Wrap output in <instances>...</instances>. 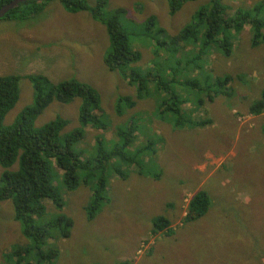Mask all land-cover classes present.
<instances>
[{
  "label": "rangeland",
  "instance_id": "374dc122",
  "mask_svg": "<svg viewBox=\"0 0 264 264\" xmlns=\"http://www.w3.org/2000/svg\"><path fill=\"white\" fill-rule=\"evenodd\" d=\"M85 1L90 6L96 2ZM206 2H185L171 14L168 0H107L103 14L118 16L131 47L141 52V59L131 65L144 71L158 50L160 59L167 55L145 33L144 22L152 17L146 28L162 29L158 37L171 38ZM255 2L258 0L230 1L235 7H251ZM252 34L246 24L232 39L228 56L212 52L203 64L220 76L231 75L234 81L230 85L238 96L255 99L264 85V46H251ZM180 44L184 51L176 55L194 53L191 44ZM108 46L101 22L89 11H66L59 0H46L35 18H0V76H22L19 98L4 123L10 124L33 101L34 90L25 76L42 74L54 83L75 78L99 93L109 125L104 130L85 127L77 148L89 149L98 136L108 148L117 124L133 117L139 127L134 133L135 144L143 145L153 133L162 138L151 154L155 165L146 163V168L153 167V173H140L138 166L128 165L122 168L124 176L107 170L109 198L94 213L88 203L92 186L84 183L73 190L60 187L64 202L60 210L45 200L50 213L62 212L72 221L67 238L47 241L60 248L54 264H264V140L258 145L256 124L264 120V112L258 116L248 113L247 103L239 97L234 107L221 96L210 104L204 94L199 104L193 95L194 102L182 108L190 110L189 117L194 120L213 121L193 129L173 130L156 117L157 97L141 96L135 85L105 65L103 55ZM239 75L243 80L237 78ZM117 94L130 95L136 101L121 115L115 113ZM79 103L78 98L67 104L53 101L36 121L50 120L58 112L75 122ZM141 159L146 161L149 156ZM203 189L213 206L207 207L202 217L186 221L190 199ZM7 207L0 210V264H13L5 254L15 243H26L17 223L4 218L8 210L10 214ZM160 215L169 221L172 234H164L166 228L151 233V220Z\"/></svg>",
  "mask_w": 264,
  "mask_h": 264
},
{
  "label": "trees",
  "instance_id": "16d2710c",
  "mask_svg": "<svg viewBox=\"0 0 264 264\" xmlns=\"http://www.w3.org/2000/svg\"><path fill=\"white\" fill-rule=\"evenodd\" d=\"M10 1L0 0V7ZM59 1L70 13L89 11L94 20L105 26L109 46L103 55V62L109 70L121 74L128 84L135 85L141 96L157 97L159 108L156 117L169 123L171 129H193L213 121L212 118L194 120L189 117L190 110L186 112L182 108L183 105L193 103L194 97H197L196 102L200 104L202 94L206 95L210 104L221 96L234 107L237 106L236 99L239 97L247 103L248 113L258 116L263 112L264 85L258 98L238 96L230 85L234 81L231 75L215 74L203 62L212 52L228 56L233 46L232 39L246 24L253 31L251 46H264V0H258L251 7H235L230 3L231 0H207L171 38L160 39L157 33L162 29L146 28L153 19L151 17L144 22V31L153 37L156 41L154 44L161 47L167 55L164 60L160 59L158 50L150 61V66L144 71L131 65L135 66L141 59V52L131 47L130 38L121 27L118 16L114 13L110 16L103 14L107 0H96L93 6L85 0ZM188 1L194 0H168L171 14ZM45 2L46 0H27L18 3L3 18H35L42 11ZM180 42L191 44L195 48L194 53L176 55L184 51ZM21 77L15 74L0 76V210L4 206L10 208V214L8 210V215L4 218L17 223L26 240L23 245L15 243L11 246L5 258L13 264H54L60 248L47 244V241H58L61 236L67 238L72 221L59 211L51 212L47 219L42 220L46 214L45 200H51L53 206L60 210L64 204L60 187L73 190L84 183L92 186L88 203L91 205V214L94 213L109 198L110 171L124 176L122 168L128 165L135 168L138 166L140 173H153V167L146 168V163L155 165L151 154L156 152L155 146L162 142V138L153 133L143 145L135 144L134 133L139 127L133 117L117 124L114 141L108 148H105L100 136L95 138V143L89 149L84 151L77 148L83 140L85 127L104 130L109 125L107 115L100 105L99 93L91 85L75 78L54 83L42 74L25 76L34 90L33 101L24 106L10 124L4 123L6 114L19 98ZM237 78L243 80L242 75ZM116 97L114 104L118 115L136 103L130 95L117 94ZM75 98L80 101L75 122L57 112L52 119L37 123V117L51 102L67 104ZM136 98L141 99L137 95ZM96 110L102 112L94 114L93 111ZM72 124L76 125L70 128ZM256 124L260 138L258 145H262L264 120ZM143 155H148L149 159L143 161ZM211 206L213 203L210 196L203 189L190 199L185 220L203 216L205 209ZM168 222L161 215L153 218L151 233L166 228L163 233L172 234L168 231L171 229ZM64 238L61 237L62 240ZM28 257L32 260H28ZM12 258L15 262L11 261Z\"/></svg>",
  "mask_w": 264,
  "mask_h": 264
},
{
  "label": "water",
  "instance_id": "95a60500",
  "mask_svg": "<svg viewBox=\"0 0 264 264\" xmlns=\"http://www.w3.org/2000/svg\"><path fill=\"white\" fill-rule=\"evenodd\" d=\"M24 1H27V0H11L10 2L2 5L0 7V18H2L15 5H17L18 3L24 2ZM38 1H41V0H38Z\"/></svg>",
  "mask_w": 264,
  "mask_h": 264
},
{
  "label": "clouds",
  "instance_id": "9594fccd",
  "mask_svg": "<svg viewBox=\"0 0 264 264\" xmlns=\"http://www.w3.org/2000/svg\"><path fill=\"white\" fill-rule=\"evenodd\" d=\"M44 1V0H43ZM245 27V26H244ZM240 33V32H239ZM239 33H237V34H239ZM252 41V40H251ZM232 49H233V47H232ZM232 49H231V51H232ZM231 51H230V53H231ZM229 53V54H230ZM260 94H261V92H260ZM260 94H259V96H260ZM258 96V97H259ZM257 97V98H258ZM263 112H264V110H263ZM49 201H51V200H49ZM51 203H52V201H51ZM46 206V205H45ZM49 214H50V212H49V210L48 209H46V214L44 215V217L42 218V220H44V219H47L48 218V216H49ZM62 214H64V213H62ZM65 215V214H64ZM202 217V216H201Z\"/></svg>",
  "mask_w": 264,
  "mask_h": 264
}]
</instances>
